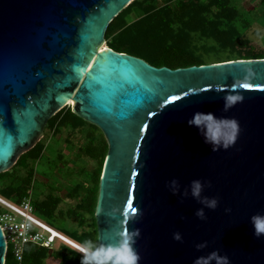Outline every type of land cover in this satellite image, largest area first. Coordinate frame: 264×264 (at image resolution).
Returning <instances> with one entry per match:
<instances>
[{"label": "water", "instance_id": "obj_1", "mask_svg": "<svg viewBox=\"0 0 264 264\" xmlns=\"http://www.w3.org/2000/svg\"><path fill=\"white\" fill-rule=\"evenodd\" d=\"M133 1L0 0V174L71 106L109 146L103 264H264V59L172 69L116 52L105 35Z\"/></svg>", "mask_w": 264, "mask_h": 264}, {"label": "trees", "instance_id": "obj_2", "mask_svg": "<svg viewBox=\"0 0 264 264\" xmlns=\"http://www.w3.org/2000/svg\"><path fill=\"white\" fill-rule=\"evenodd\" d=\"M243 1L135 0L109 24L105 35L107 47L142 58L156 67L172 69L232 60L264 59V48L250 47L253 39L264 42V0H253L252 9H248ZM45 130L53 133V141L62 143L66 152L69 149L72 159H88L97 163L88 185L79 181L65 191L71 205L68 213H76L73 222L77 223V229L67 232L66 236L102 258L95 215L108 142L97 126L79 118L72 112L71 106L64 107L53 116ZM67 130L70 136L63 138L61 133ZM50 144L38 142L33 149L21 155L11 170L0 174L4 196L20 201L31 194L36 213L47 218L54 216L62 198L60 190L47 187L50 192L42 200H34L38 168L54 176L61 170H70L67 168L73 161L64 160L66 154L59 149L56 160L50 162L47 168L42 167L41 161ZM69 173L72 176L73 171ZM79 173L82 176L84 172L80 170ZM85 214L93 219L88 226L84 224ZM49 261L56 264H103V260L96 263L63 243H57L52 249L32 244L26 246L22 264H47ZM6 264H16L10 252Z\"/></svg>", "mask_w": 264, "mask_h": 264}, {"label": "rangeland", "instance_id": "obj_3", "mask_svg": "<svg viewBox=\"0 0 264 264\" xmlns=\"http://www.w3.org/2000/svg\"><path fill=\"white\" fill-rule=\"evenodd\" d=\"M243 0H236V2L241 3ZM244 2V1H243ZM253 0H246L244 4H246V7L248 9L253 8ZM241 6V5H240ZM250 47H253L254 49H263L264 48V42L262 39H253L252 43L250 44ZM105 46H107V41L105 42ZM62 137L65 138L67 136H70V131H63ZM55 136L51 131H44L43 137L41 139L42 142L45 144L51 142L50 147L48 148L47 154L43 157L41 164L42 167L46 166V168L49 166L50 162L53 160H56V155L58 153L59 149H63V153H65V159L64 160H70L71 155L66 152V147L54 140L53 138ZM75 137V136H74ZM55 139V138H54ZM71 150V149H70ZM73 161L70 164V169L73 171L72 176L70 175V170H61L60 173H57L56 175H52L51 173H47V170L39 167L38 168V175L36 178V185L34 189V200H42L45 195L50 192V188L47 187H53L55 190H60L59 196L62 198V203L58 206L56 213L52 218H47L45 215L37 212L36 215L39 217L43 222L46 224L52 226L56 230L62 232L63 234L67 235V232H71L74 229H77V223L73 222V220L76 219V213L71 211L68 213V209L71 208V205H69V201L66 198L65 191H69L71 187L76 185L77 183H84L87 184L89 180L91 179V172L95 170L97 163L95 161H90L88 159L86 160H77L75 158L72 159ZM105 167V166H104ZM80 170H83V175H80ZM69 173V174H68ZM49 183V185H46ZM88 185V184H87ZM3 185L0 183V196L5 198L6 200L17 203V200L13 198H8L4 196L1 192ZM73 217V218H71ZM85 225H90L93 222L92 217L89 214H85L84 216ZM60 244V243H59ZM103 260L100 256H96V258L93 260L96 263ZM47 264H56L53 261H49Z\"/></svg>", "mask_w": 264, "mask_h": 264}, {"label": "built area", "instance_id": "obj_4", "mask_svg": "<svg viewBox=\"0 0 264 264\" xmlns=\"http://www.w3.org/2000/svg\"><path fill=\"white\" fill-rule=\"evenodd\" d=\"M0 225L7 243V254L10 252L16 264H22L25 248L30 244L52 249L57 243H63L82 252L90 260L96 258L93 252L37 217L31 194L17 203L0 196Z\"/></svg>", "mask_w": 264, "mask_h": 264}, {"label": "clouds", "instance_id": "obj_5", "mask_svg": "<svg viewBox=\"0 0 264 264\" xmlns=\"http://www.w3.org/2000/svg\"><path fill=\"white\" fill-rule=\"evenodd\" d=\"M215 150V149H214ZM178 184L177 180H172L171 181V185L175 186ZM191 191L194 197H199L200 196V192L202 190V183L200 180H193L191 182ZM202 203L206 202V206L210 209H215L217 206L218 201L215 198H211L209 199L208 197H204L201 201ZM196 215L203 219L204 218V211L203 209H198L196 212ZM255 221V228L259 233H264V217L261 216H255L252 218ZM175 239L179 240L180 239V235L179 233L175 234L174 236ZM207 242H204L203 244L197 245V248H202L206 245ZM198 260L200 258H197ZM224 262L225 264H227V257H224ZM135 260H136V256L132 255L131 259L128 261V264H135Z\"/></svg>", "mask_w": 264, "mask_h": 264}, {"label": "bare ground", "instance_id": "obj_6", "mask_svg": "<svg viewBox=\"0 0 264 264\" xmlns=\"http://www.w3.org/2000/svg\"><path fill=\"white\" fill-rule=\"evenodd\" d=\"M71 105V104H70Z\"/></svg>", "mask_w": 264, "mask_h": 264}]
</instances>
